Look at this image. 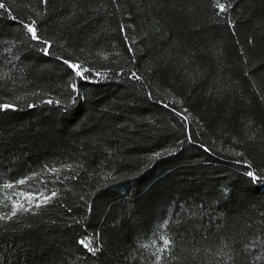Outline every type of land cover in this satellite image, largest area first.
Masks as SVG:
<instances>
[{
    "label": "trees",
    "instance_id": "obj_1",
    "mask_svg": "<svg viewBox=\"0 0 264 264\" xmlns=\"http://www.w3.org/2000/svg\"><path fill=\"white\" fill-rule=\"evenodd\" d=\"M0 3V264H264V0Z\"/></svg>",
    "mask_w": 264,
    "mask_h": 264
},
{
    "label": "snow or ice",
    "instance_id": "obj_2",
    "mask_svg": "<svg viewBox=\"0 0 264 264\" xmlns=\"http://www.w3.org/2000/svg\"><path fill=\"white\" fill-rule=\"evenodd\" d=\"M217 6H218L220 12H224V11L226 10L224 4L220 3V0H217ZM4 7H5V5H4L3 3H0V9H3ZM24 27L26 28L27 32L31 34V39H33V40H37V41L41 40V37L38 36V34H37V29H36L35 27H33V26H31V25H27V24L24 25ZM45 54H47V49H45ZM65 63L68 64L69 68H71V69L73 70V72H75V74H76L77 76L86 79V77L84 76V73H86V72L89 71L87 68H82L81 65H79V64H73V63H70V62H68V61H65ZM137 79H139V77H137ZM50 102H51V101H50ZM8 107H11V105H0V108H8ZM249 167H250V165H249ZM246 175H247L248 177H250L254 182H255L256 180H258V179H261L260 177H258V176L256 175V173H255L254 171H248V172L246 173ZM24 182H25V181H23V180L19 181V183H21V184H23ZM5 187H11V185H5ZM55 195H56V193H52V196H55ZM24 198L27 199V200L29 201L30 204H31V202H32L33 199L40 200L39 197H32V196H25ZM51 198H52V197H50V196H45L42 200H40L39 203H36L34 206H35L36 208H39V207H41L42 204H46V203H48V201H49ZM13 209H14V210H13L12 213H11L12 216H15V215H16L17 210H21V209L24 210V211H30V210H31L30 208H26V207L24 206V204L21 203V202H19V201H17V202L14 204ZM4 218H5V217L0 216V219H4ZM8 218L10 219L11 217H8ZM81 243L84 245V247L89 248V251H92L93 253H95V251L97 250V249H95V248H91V247H89V245H88V244H85L84 241H81ZM170 243H171L170 240H168V239H164V240H163L164 249H161V251L167 249V247L170 245ZM157 259L159 260V257H158Z\"/></svg>",
    "mask_w": 264,
    "mask_h": 264
}]
</instances>
